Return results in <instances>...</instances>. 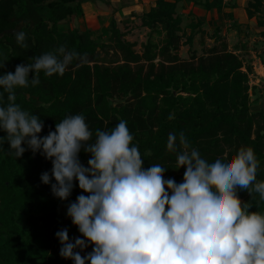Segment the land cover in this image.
<instances>
[{"label":"trees","instance_id":"obj_1","mask_svg":"<svg viewBox=\"0 0 264 264\" xmlns=\"http://www.w3.org/2000/svg\"><path fill=\"white\" fill-rule=\"evenodd\" d=\"M86 1L0 0V62L6 61L0 75L14 73L17 65L60 47L79 54L63 75L45 77L41 73L38 85L14 90V103L43 121L39 136L54 131L55 124L67 115L82 114L93 133L110 131L122 119L144 160L142 166L169 168L164 179L182 181L184 168L171 169L175 154L166 151V143L169 133L177 138L183 133L189 148L198 149L210 162L219 155H233L241 147L252 148L259 162L256 180L264 181V110L251 111V64L244 65L225 41L199 57L192 53L189 60H182L180 47L193 43L192 34L185 41L181 36L178 9L184 0H156L142 15V26L150 33L141 52L135 51L136 43L126 40L116 22L108 30L109 42L94 39L95 33L86 26L60 31L62 22L84 19ZM221 6L222 0H206L203 8L208 12ZM262 9L264 0H247L248 19ZM203 23L197 21L190 28L199 29ZM19 26L26 47L17 45L14 35L7 32ZM245 49V45L236 47ZM8 102L5 93L3 103ZM5 135L0 132V137ZM177 145L179 150L178 139ZM0 147V264H73L59 255L61 245L55 234L66 228L70 241L82 238L66 210L84 193L74 181L71 195L61 202L51 192L55 181L50 160L31 150L16 159L7 143ZM89 158L79 153L85 167ZM44 172L49 173V185L40 180ZM237 196L242 204L249 203V212L264 213L258 193L250 196L238 189ZM89 247L83 255L77 251L83 257L92 251Z\"/></svg>","mask_w":264,"mask_h":264},{"label":"clouds","instance_id":"obj_2","mask_svg":"<svg viewBox=\"0 0 264 264\" xmlns=\"http://www.w3.org/2000/svg\"><path fill=\"white\" fill-rule=\"evenodd\" d=\"M14 37L17 45L27 46L23 30ZM78 56L60 47L0 75V132L6 134L0 146L7 143L16 159L31 150L50 160L51 192L61 202L71 195L74 181L84 193L66 210L82 238L70 241L66 228L55 234L61 258L73 264H264V213L249 212V203L242 204L237 196L239 189L250 196L258 193L264 201V181L256 180L259 162L252 148L241 147L210 162L189 148L183 133L178 138L169 133L166 151L175 154L171 169L184 168L176 183L164 179L169 168L142 166L122 119L110 131L93 133L82 114L67 115L54 131L39 136L43 121L14 103V90L38 85L41 73L63 75ZM81 151L90 155L86 167ZM40 180L49 185V173ZM89 245L92 251L82 257L77 249Z\"/></svg>","mask_w":264,"mask_h":264},{"label":"rangeland","instance_id":"obj_3","mask_svg":"<svg viewBox=\"0 0 264 264\" xmlns=\"http://www.w3.org/2000/svg\"><path fill=\"white\" fill-rule=\"evenodd\" d=\"M204 1L206 0H184L179 5L178 14L182 19L181 36H183V41L190 34L193 36L192 46L180 47L178 52L180 58L187 61L191 58L192 53H196V56L199 57L215 43L225 41L228 50L237 54L244 61V65L251 64L252 66L253 72L249 74L251 111L264 110V64L262 63L264 59V24L260 26V23H264V9L252 19H248L247 15H243L244 11L242 14L234 10V7L244 6L246 8L247 0H222V6L211 13L206 12L203 8ZM93 5L92 12L96 13L88 16L85 19V24L81 22V30H84L83 26H86L95 33L94 39L100 38L99 42H109L111 34L108 30L112 22H116L119 31L125 33L126 40L136 43L135 51H142V45L146 43L150 33L148 28L142 26V15L154 7V0H121L117 6L111 8L106 6L105 0H94ZM129 7L139 8L131 10ZM204 12L207 13L204 25L192 31L190 25L200 21V17L203 19ZM77 23V19L72 18L59 24L58 29L70 31L77 26ZM154 40L159 41L157 38ZM242 45L246 46L245 50H236V47L240 48ZM111 54L112 52H110ZM243 71L246 70L243 68ZM89 249L88 246L81 251L82 255Z\"/></svg>","mask_w":264,"mask_h":264},{"label":"crops","instance_id":"obj_4","mask_svg":"<svg viewBox=\"0 0 264 264\" xmlns=\"http://www.w3.org/2000/svg\"><path fill=\"white\" fill-rule=\"evenodd\" d=\"M119 1L121 2V0H105V4H106V6H108V7H115V6H117V4H119ZM155 1L156 0H154V4H155ZM200 1V0H199ZM210 2L212 1V0H209ZM83 11H84V19H77V21H78V23H77V26L75 27V28H80V27H82L81 26V22L82 23H84L85 24V19L86 18H88V16H92L94 13H96V12H92V8L94 7V5H93V2L92 1H90V0H87L86 2H84L83 3ZM122 7V6H121ZM134 7V6H133ZM133 7H129L131 10H137L139 7H135V8H133ZM119 9H120V7H119ZM214 10H216V9H212V10H210V11H208V13H211L212 11H214ZM234 10L236 11V12H241L242 14H243V11H244V14L243 15H246V11H245V8H244V6L243 7H239V8H234ZM115 11V10H114ZM120 11H121V9H120ZM99 12V11H98ZM97 12V13H98ZM206 14L207 13H205L204 12V18L202 19L201 17H200V20L201 21H206L207 20V17H205L206 16ZM79 22H80V24H79ZM89 26V25H88Z\"/></svg>","mask_w":264,"mask_h":264},{"label":"water","instance_id":"obj_5","mask_svg":"<svg viewBox=\"0 0 264 264\" xmlns=\"http://www.w3.org/2000/svg\"><path fill=\"white\" fill-rule=\"evenodd\" d=\"M20 31H21V27L19 26V27H17L15 30H9V31H7V32H8V34H10V35H15V34H18Z\"/></svg>","mask_w":264,"mask_h":264}]
</instances>
